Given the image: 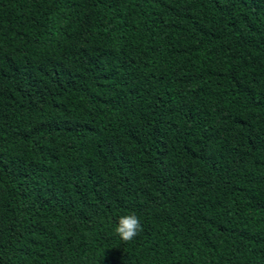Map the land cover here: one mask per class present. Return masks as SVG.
Segmentation results:
<instances>
[{
  "label": "trees",
  "instance_id": "trees-1",
  "mask_svg": "<svg viewBox=\"0 0 264 264\" xmlns=\"http://www.w3.org/2000/svg\"><path fill=\"white\" fill-rule=\"evenodd\" d=\"M0 264H264V0H0Z\"/></svg>",
  "mask_w": 264,
  "mask_h": 264
},
{
  "label": "clouds",
  "instance_id": "clouds-1",
  "mask_svg": "<svg viewBox=\"0 0 264 264\" xmlns=\"http://www.w3.org/2000/svg\"><path fill=\"white\" fill-rule=\"evenodd\" d=\"M141 231V220L134 212L120 216L114 227L115 235L123 242L132 241Z\"/></svg>",
  "mask_w": 264,
  "mask_h": 264
}]
</instances>
